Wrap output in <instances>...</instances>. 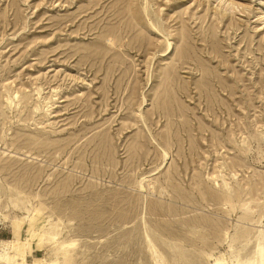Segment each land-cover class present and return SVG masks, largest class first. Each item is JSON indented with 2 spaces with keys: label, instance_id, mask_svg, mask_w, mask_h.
I'll return each instance as SVG.
<instances>
[{
  "label": "rangeland",
  "instance_id": "374dc122",
  "mask_svg": "<svg viewBox=\"0 0 264 264\" xmlns=\"http://www.w3.org/2000/svg\"><path fill=\"white\" fill-rule=\"evenodd\" d=\"M258 230L264 0H0L17 262L234 264Z\"/></svg>",
  "mask_w": 264,
  "mask_h": 264
},
{
  "label": "bare ground",
  "instance_id": "6f19581e",
  "mask_svg": "<svg viewBox=\"0 0 264 264\" xmlns=\"http://www.w3.org/2000/svg\"><path fill=\"white\" fill-rule=\"evenodd\" d=\"M144 1L146 3L148 2V0H144ZM143 6H145V3L143 4ZM146 9H147V7L146 8L144 7V10H146ZM144 12H146V11H144ZM171 48H172V43L168 41L167 42V47L163 51V53L170 54L173 51ZM142 188H143V186L141 185V189ZM261 219H262V217H261ZM50 234H53L54 236L56 235L55 233H50ZM146 236H147V240H148L150 246L153 248V254H157L158 251L155 250V245H154L153 241L151 240V238H149V234H147ZM240 236L243 237L241 242L245 243L244 247L247 246V244H249L251 238L249 240V237H246L248 235H246V236L240 235ZM253 238H254V242H253V250H252V252H250L249 255H246V257H243L242 254H241V250L236 251V255L234 256V258H235V263L234 264H264V232L262 230H258L253 235ZM70 246H68V248ZM63 250H64V253H65L64 254L65 255V261L67 262L69 257H70V256H68L69 250H67L66 248H63ZM11 251H15L16 255H12ZM21 251H22V248H21L20 244L14 243V242H11V243L3 242L2 244H0V264H29V263H27L25 261L24 256L21 258L20 262L19 261L17 262V257L19 256ZM72 253H74V252H72ZM32 264H39V261H34V263H32ZM56 264H59V263H56ZM217 264H223V262L222 263H217Z\"/></svg>",
  "mask_w": 264,
  "mask_h": 264
}]
</instances>
